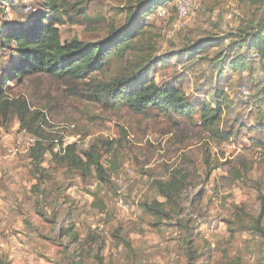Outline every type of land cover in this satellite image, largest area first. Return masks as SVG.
Wrapping results in <instances>:
<instances>
[{"label": "rangeland", "instance_id": "rangeland-1", "mask_svg": "<svg viewBox=\"0 0 264 264\" xmlns=\"http://www.w3.org/2000/svg\"><path fill=\"white\" fill-rule=\"evenodd\" d=\"M56 1L52 11L48 0H0V86L17 59L2 47L3 33L37 17L47 15L64 42L95 43L139 23L138 36L89 79L35 74L5 85L8 97H25L45 120L30 132L13 112L0 117V264H264V57L250 58L249 42L231 45L240 30L264 26V0H192L187 17L179 0H159L135 21L140 0ZM206 44L192 60L182 51ZM222 50L227 62L245 55L247 69L212 68ZM220 71L225 79L216 84ZM132 72V87L181 80L192 114L139 113L96 94L94 86ZM214 86L233 101L222 98L216 125L226 138L202 123L203 107L217 103ZM38 133L51 135L44 145L55 151L123 144L102 148L108 179L101 181L50 152L33 160Z\"/></svg>", "mask_w": 264, "mask_h": 264}, {"label": "trees", "instance_id": "trees-1", "mask_svg": "<svg viewBox=\"0 0 264 264\" xmlns=\"http://www.w3.org/2000/svg\"><path fill=\"white\" fill-rule=\"evenodd\" d=\"M159 4H162L159 0L138 1L134 9L136 11L133 17L134 21L152 12ZM56 5V0H48L49 9L52 11H55ZM45 19H47V15L37 17L27 27H11L2 35V47H13L17 53V59L9 73L3 75V84L0 86V117L2 113L13 112L19 118L21 126L30 132H38L32 127L37 121L41 119L40 122H42L45 118H40L41 114L38 110L31 109V105L25 97L10 98L6 95L5 85L9 81L23 80L35 74H46L67 81L89 79L94 73L105 68L111 52L118 50L120 45L138 36L137 31L140 26L139 23L134 24L126 33L114 32L106 39L95 43H86L79 38L64 42L61 38L60 28L54 23H46ZM239 34L233 39L231 45L234 43L239 48L245 42H249L250 58H252L251 53L255 50L260 54V57L252 59L261 60L264 57L263 24L259 25L252 33L248 30H240ZM246 34H251V38L246 40ZM220 44H222L221 40L217 41L216 45ZM208 46V44L196 45L192 49L190 47V50H183V48L182 51L189 60H192L197 55L206 53L210 49ZM234 54L236 55L232 57V60L227 62L229 61L228 52L222 50L221 53H217L210 59V65L212 68L218 66L217 69H222L227 64L244 72L247 69V57L238 53ZM221 73L222 71L218 74L216 84L222 83V80L225 79ZM132 75L133 72L130 75L118 76L110 83L99 84L93 88L98 96L123 102L135 112L143 113L154 108L164 114L173 111L182 117L192 114L193 108L187 101L185 86L181 80L164 85L151 80V82H144L140 86L132 87L129 84ZM214 90L217 103L203 107L202 117L204 120L202 123L211 134L226 138L216 125L222 119L221 114L225 111L222 98H227L226 106H230L233 101L228 90L220 92L218 86H214ZM207 115H212V118L207 119ZM50 137V134H39L31 148L33 160H36L39 154L50 152L54 162L63 163L70 168L82 169L86 173L95 170L101 181L108 179L105 168L100 162L102 148L111 150L117 142L119 146L123 144L121 138L117 142L99 140L97 143H92L88 149H79L76 144H69L66 147L61 145L60 150L55 151L54 147L44 145L45 141L48 143L51 141Z\"/></svg>", "mask_w": 264, "mask_h": 264}, {"label": "built area", "instance_id": "built-area-1", "mask_svg": "<svg viewBox=\"0 0 264 264\" xmlns=\"http://www.w3.org/2000/svg\"><path fill=\"white\" fill-rule=\"evenodd\" d=\"M191 3H192V0H179V4H178V8H177V10H178V14H179L180 16H182V17H187V16L189 15L190 10H191ZM251 54H252L251 57H252L253 59H254V58H259V57H260V54H258V52L255 51V50H254V52H252ZM240 93H242L241 96H242L244 99L248 98V93H249V91H248L247 87H242V88L240 89ZM31 140H32V142H35L36 139H35V138H32ZM16 152H17V151H16L15 149H13V150L10 151V155H11V156H15ZM117 180H118L119 183L122 182L120 178H118ZM120 203H121L122 205H125V204H124V201H123L122 199L120 200ZM125 207H126V206H125Z\"/></svg>", "mask_w": 264, "mask_h": 264}]
</instances>
